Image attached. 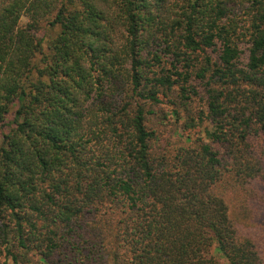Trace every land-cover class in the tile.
Segmentation results:
<instances>
[{
	"label": "trees",
	"instance_id": "trees-1",
	"mask_svg": "<svg viewBox=\"0 0 264 264\" xmlns=\"http://www.w3.org/2000/svg\"><path fill=\"white\" fill-rule=\"evenodd\" d=\"M0 136V264H264V0H0Z\"/></svg>",
	"mask_w": 264,
	"mask_h": 264
},
{
	"label": "rangeland",
	"instance_id": "rangeland-1",
	"mask_svg": "<svg viewBox=\"0 0 264 264\" xmlns=\"http://www.w3.org/2000/svg\"><path fill=\"white\" fill-rule=\"evenodd\" d=\"M25 21H26V18L23 17L22 18V23H24ZM44 32L45 31L43 30L42 32H40L39 35L42 36L44 34ZM185 134H186V132H183L181 129H179V131L175 134L176 140H180L182 138L181 136H183ZM0 142H1V140H0ZM262 208H264V205H261L260 215H259L258 218L255 219V222H259L260 225L254 227L252 230L254 231L253 235H257L255 237L261 243V246L264 247V210L262 211ZM247 223H244V225H247Z\"/></svg>",
	"mask_w": 264,
	"mask_h": 264
}]
</instances>
